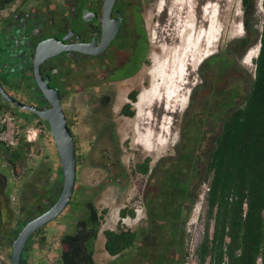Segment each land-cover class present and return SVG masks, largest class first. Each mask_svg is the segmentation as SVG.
Listing matches in <instances>:
<instances>
[{
  "label": "flooded vegetation",
  "instance_id": "obj_1",
  "mask_svg": "<svg viewBox=\"0 0 264 264\" xmlns=\"http://www.w3.org/2000/svg\"><path fill=\"white\" fill-rule=\"evenodd\" d=\"M146 3L147 0H116L111 13L106 16L105 0H0V120L6 113H11L20 126L34 124L43 131H50L49 124L40 119L35 111L20 107L8 99L4 92L24 106L47 110L51 102L42 85L57 91L73 133H93L91 148L101 143L99 138L108 136L110 145L114 147V161L109 163L114 169L110 173L111 179L109 177L107 180L109 184L120 188L126 185L132 174L147 177L142 195L128 200V204L122 208L134 210L136 216L133 218L128 215L120 224L119 212L115 228L109 230H120L125 226L126 230L139 233V240L132 250L141 251L143 258H138L135 264H141L142 261L146 264H185L186 254L183 253L182 244L185 240V225L195 203V179L201 173L198 170L202 160V155L198 153L201 143H184L183 147L175 149L176 155L165 161L164 165L158 162L153 167L150 156L142 158L140 153L134 152L139 159L129 174L122 167L119 155V119L136 116V108L141 101L140 85L146 83L144 81L130 86L147 59ZM110 35L113 36L111 41L104 46ZM52 39H58L72 46V49L62 50L38 64L39 45ZM78 46L86 51H80L78 48L81 47ZM207 61L205 67H208ZM237 64L236 60L223 74H217L225 78L231 70L236 69ZM239 84L232 88L235 97L237 93L238 97L241 96ZM124 90L127 92L122 97L121 91ZM210 95L206 114L200 115L201 124L205 123V117L209 115L221 119L226 114V109L220 105L223 99L221 93L212 90ZM135 97L137 101H134ZM238 97L230 101V108L235 107ZM72 104L75 109L72 106L73 114H70L69 107ZM79 110L83 111L82 115H79ZM131 110L136 111L134 116L129 115ZM75 115L77 118L73 119ZM213 126L218 128L216 120ZM76 148L78 170L83 156L79 153L78 145ZM148 158L149 172H137L138 165ZM30 174L28 171L26 175ZM51 177L43 178L36 174L32 177L34 180H28L31 184L35 180L39 181L40 186L33 184V189L36 195L47 200L46 210L57 201L61 193L58 190L60 186V190L63 187L62 173L59 179L56 177L52 180ZM103 180L99 181L102 185L97 184L92 193L101 192L107 183ZM69 205L80 212L78 221L91 222L94 209L98 217L103 210L108 211L107 208L100 210L86 196L78 179ZM42 210L43 207H38L34 212L37 214ZM132 221H136L134 227ZM105 230L102 229L103 234ZM111 258L110 263L116 259ZM125 258L129 257H121L118 262L125 264Z\"/></svg>",
  "mask_w": 264,
  "mask_h": 264
},
{
  "label": "rangeland",
  "instance_id": "obj_2",
  "mask_svg": "<svg viewBox=\"0 0 264 264\" xmlns=\"http://www.w3.org/2000/svg\"><path fill=\"white\" fill-rule=\"evenodd\" d=\"M262 2L263 0H258L256 12V27L260 30L264 22ZM145 8L144 19L149 44L147 61L149 63H145L142 66L141 71L132 80L130 86L146 82L144 86L140 85L139 90V100L141 95L146 103L143 107L137 105V110L135 109L137 114L133 119H119L121 121L118 132L121 150L119 155H121L122 167L129 174L132 172L131 170L136 160L139 159L138 155H134V152L140 153L142 158L150 156L152 158L151 166L153 167L158 162L164 165L165 161L176 155L175 149L183 147L184 143H201L198 146V153L202 155V160L198 164V170L201 173L198 179H195L197 193L194 206L185 225V240L182 244L183 253L186 254L185 264H198L195 249L202 241L206 222L209 153L214 148L215 139L222 130L220 124L227 116L216 119L209 115L205 117V123L201 124L200 127V115L206 114L207 101L211 97L212 90L226 94V92L234 88L235 84L239 83H241L239 84L241 96L238 97L235 107L244 104L255 76L254 59L256 57L254 56L259 53V45L251 47L243 57H239L237 59L239 64H237L235 72L231 70L225 78L220 77L212 70L202 75L201 67L202 65L205 66L206 61L209 59L208 57L205 60L207 55L211 54L212 56L223 52L236 39L245 35L242 0H147ZM192 16L195 18L194 20ZM196 22L201 31L198 30L195 33L194 26ZM211 25L213 26L211 27ZM197 34L198 36L194 37ZM205 36L207 41L205 40L206 42L204 41V43L208 44L205 47H201ZM191 46L194 47L192 63L195 64L184 67L181 58L185 59ZM171 47L175 48L172 49ZM174 56L178 59V70L175 67L177 65H173ZM168 68L170 69L168 70ZM172 69L174 70L172 71ZM171 71L174 73L172 74ZM177 71L181 72L179 74L181 78L185 74V79L182 81L184 86L181 85L180 92L179 88L175 86V81L166 79L170 74L172 76ZM168 73L170 74L168 75ZM240 78L242 80L239 82ZM164 81L165 83L162 84ZM160 86L163 87V90L159 92ZM156 88L157 90H155ZM126 92L127 90L121 91V96L125 97ZM172 98L173 102H171ZM72 106L73 104L69 107L70 114H73L74 106ZM81 113L83 111L79 110V115H82ZM10 115L12 114L10 113ZM76 118L77 115L73 117V119ZM215 120L218 122V128L213 126ZM48 132L50 133V131ZM73 134L79 147V153L83 156L77 170L78 184L81 181L82 188L86 191V196L90 197L100 210L102 208L108 209V213L105 216L106 219L101 228H115L120 210L125 204H128V200L139 198L142 195L147 177L144 178L132 174L133 176L131 175L126 185L120 188L109 184L107 180L110 177L111 170L114 169L109 164L114 161V147L110 145L108 136L105 135V138H99L101 143L91 148L90 141L94 139L93 133L81 131ZM124 142L128 144H124ZM26 163L25 167L18 165L12 168L0 156V172L8 177L6 192L11 199L9 206L10 208L11 206L16 208V214L19 213V209L22 211L18 214L19 216H17L14 226H21V223L36 217L27 215L28 211L35 209H33V206L24 204V202L29 203L33 200L34 189L31 188L28 191L23 184L29 179H33L32 177L36 174H40L43 178H48L52 175V180L56 179V177L60 178L62 173L61 163L51 134H46L43 139H40L31 147L26 157ZM39 170L43 171L39 172ZM28 171L31 173L30 176L26 175ZM102 180L107 183L101 192L98 194L92 193L93 188L97 184L102 185V183H99ZM35 181L38 182V180ZM34 182L32 184L36 185ZM60 188L58 193L61 191ZM74 200L75 197L73 198ZM70 205L63 214L46 225L44 230L48 242L45 247L38 245V240L36 239L38 237L34 238V244L37 249L31 251V256L29 254L32 264H62L60 258V237L63 234L75 233L77 222L80 219V212L76 210V207L71 209ZM196 206L201 208L200 217L197 222L192 221L191 223L190 220L193 217ZM4 213L5 219L2 220L8 222L9 215L6 211ZM141 216L142 214L140 213L139 217ZM0 218H3V215ZM135 223L136 221H132L133 227ZM102 229L98 232L94 246L96 264H108L112 261L110 255L105 251L106 238ZM11 245L6 246V252L0 253V255H4L5 263L10 262ZM128 254L126 256L129 258H125V264H135L138 258H143L142 252L138 249H134ZM140 263L146 264L144 261Z\"/></svg>",
  "mask_w": 264,
  "mask_h": 264
},
{
  "label": "trees",
  "instance_id": "obj_3",
  "mask_svg": "<svg viewBox=\"0 0 264 264\" xmlns=\"http://www.w3.org/2000/svg\"><path fill=\"white\" fill-rule=\"evenodd\" d=\"M257 4L258 0H242L245 35L236 39L223 52L209 57L208 67H201L202 75L210 70L223 74L251 47L259 45V53L254 59L255 76L244 104L230 108V101L237 98L238 93L236 97L234 89L226 94L221 93L223 99L220 105L226 109L224 116H227L223 119L222 130L215 139L214 148L209 153L206 222L202 241L195 249L198 264H264V22L261 30L256 27ZM262 4L264 8V0ZM148 52L149 44H146V56ZM145 63L149 61L146 59ZM134 101H137V97ZM128 107L131 108V105ZM135 113V110H131L129 115L134 116ZM48 131H43L40 139L50 134ZM32 146L22 137L16 147H7L0 142V156L8 162L9 167H25ZM149 162L150 158L140 163L137 172L147 174ZM7 185L8 177L0 172V217L3 215L0 218V253L6 252V246L12 244L26 224L23 222L21 226H14L21 209L16 214V208H10ZM23 186L28 191L33 188L29 181ZM46 201L45 197L34 194L33 200L24 204L33 206V209L43 207V210L37 214L35 210H30L27 215L34 217L46 211ZM5 211L9 215L8 222L2 220L5 219ZM107 212L103 210L98 217L94 209L91 222L80 220L75 233L60 237L62 264H96L94 246ZM128 215L134 218L136 213L134 210L122 209L119 223L123 224L122 220ZM45 227L38 230L30 240L25 253L27 260L34 249V238L38 237L39 246H46L48 238ZM104 235L105 251L111 257H116L109 264H120L121 257L136 247L139 240V233L126 230L125 226L120 230L106 229Z\"/></svg>",
  "mask_w": 264,
  "mask_h": 264
},
{
  "label": "water",
  "instance_id": "obj_4",
  "mask_svg": "<svg viewBox=\"0 0 264 264\" xmlns=\"http://www.w3.org/2000/svg\"><path fill=\"white\" fill-rule=\"evenodd\" d=\"M116 0H105V15L108 16ZM112 35L105 40L106 46L112 39ZM80 51L86 50L78 46ZM72 49V46L65 45L58 39L48 40L39 45L37 50L36 62L39 64L45 58L59 54L62 50ZM42 88L46 92L51 102V107L47 110H40L33 106H24L14 100L4 92V95L27 110L35 111L40 119L49 124L50 134L56 145L57 153L61 163L63 174V187L57 201L45 212L26 222L20 229L19 234L11 245L10 262L11 264H27L25 253L27 246L33 235L46 226L51 221L57 219L69 205L77 182V148L74 134L68 125V118L63 108L62 101L57 91H52L48 86Z\"/></svg>",
  "mask_w": 264,
  "mask_h": 264
},
{
  "label": "built area",
  "instance_id": "obj_5",
  "mask_svg": "<svg viewBox=\"0 0 264 264\" xmlns=\"http://www.w3.org/2000/svg\"><path fill=\"white\" fill-rule=\"evenodd\" d=\"M0 124V142L8 147H16L20 137H22L25 142L34 145L40 140L41 133L43 132L40 126H20L15 120L14 116L10 115V113H6L2 116ZM200 209L201 208L199 206H196L194 209L193 217L190 220L191 223L192 221L197 222L199 220ZM4 263L5 257L4 255H0V264Z\"/></svg>",
  "mask_w": 264,
  "mask_h": 264
},
{
  "label": "bare ground",
  "instance_id": "obj_6",
  "mask_svg": "<svg viewBox=\"0 0 264 264\" xmlns=\"http://www.w3.org/2000/svg\"><path fill=\"white\" fill-rule=\"evenodd\" d=\"M214 5H215V4H214ZM205 12H206V11H205ZM189 13H190V12H189ZM193 14H195V13H193ZM208 15H209V13H208ZM194 17H196V16H194ZM192 18H193V16H192ZM194 19H195V18H193V20H194ZM210 19H211V18H210ZM191 20H192V19H191ZM196 20H197V19H196ZM218 21H219V19H218ZM182 22H183V21H182ZM216 23H217V22H216ZM218 24H219V23H218ZM192 25H193V24H192ZM209 25H210V24H209ZM190 26H191V24H190ZM212 26H213V25H211V27H212ZM211 27H210V28H211ZM192 28H193V27H192ZM207 28H208V27H207ZM216 28H217V27H216ZM198 30H200V29H199V26H198V24H197V22H196V24H195V26H194V31H195V33H196ZM200 31H201V30H200ZM204 31H205V30H204ZM191 32H192V31H191ZM206 32H208V31H206ZM206 32H205V33H206ZM195 33H194V34H195ZM196 36H198V34L195 35L194 37H196ZM200 36H201V34H200ZM208 37H209V36H208ZM220 38H221V37H220ZM197 39H198V38H197ZM205 40L207 41L206 36L204 37L203 42L201 43V47H205V46L208 44V43H207V44L204 43ZM208 40H209V39H208ZM194 41H195V40H194ZM206 41H205V42H206ZM181 42H182V41H181ZM184 42H185V41H184ZM192 44H193V43H192ZM185 45H186V44H185ZM210 45H211V44H210ZM164 46H165V45H164ZM201 47H200V48H201ZM164 48H165V47H164ZM171 48L174 49L175 47H174V48L171 47ZM187 48H188V47H187ZM184 49H185V48H184ZM184 49H183V51H184ZM189 49H190V50L188 51V54L185 56V59H184V58H183V59L181 58L182 65H184V67H185V66H188V65H190V64H193V63H192V58H193L192 56H193V53H194V50H193L194 47L191 46V48H189ZM183 51H182V52H183ZM186 51H187V50H186ZM203 51H204V50H203ZM200 52H201V51H200ZM196 53H197V52H196ZM210 56H211V54H210L209 56L207 55V56L205 57V60H206L208 57H210ZM254 57H257V55H255ZM160 58H161V57H160ZM182 60H183V61H182ZM161 62H162V61H161ZM181 62H180V63H181ZM194 64H195V63H194ZM194 64H193V65H194ZM173 65H174V66L177 65V66H175L176 68L179 67V66H178V59H177V57H175V56H174V62H173ZM173 65H172V66H173ZM169 69H170V68H168V70H169ZM178 69H179V68H177L176 70H178ZM173 70H174V69H172V71H173ZM176 70H175V71H176ZM172 71H171V73H172ZM184 71H185V70H184ZM173 73H174V72H173ZM173 73H172V74H173ZM180 73H181L180 71H177V72H176L174 75H172V76H170L171 74L168 73V75H169V74H170V75L166 78L168 81H170V80L175 81L176 84H175V83H174V84H175L176 88H179V92H180V87H181V85L184 86V84H182V81L185 79V77H184L185 74H183L184 76H183V78H181V77L179 76ZM183 73H184V72H183ZM161 75H162V74H161ZM162 77H163V76H162ZM162 77H161V78H162ZM164 80H165V79H164ZM164 83H165V81H164L162 84H164ZM179 84H180V85H179ZM168 85H169V84H168ZM162 86H163V85H162ZM162 86L159 87V92L163 90V87H162ZM167 87H168V86H167ZM157 88H158V87H157ZM157 88H156L155 90H157ZM174 90H175V89H174ZM172 91H173V90H172ZM176 91H177V90H176ZM165 92H166V91H165ZM181 92H182V91H181ZM173 93H174V92H173ZM177 93H178V92H177ZM161 94H162V93H161ZM165 94H167V93H165ZM174 94H175V93H174ZM177 96H178V95H177ZM168 97H169V96H168ZM174 97H175V96H174ZM158 98H160V97L158 96ZM170 98H171V97H170ZM170 98H169V99H170ZM157 100H158V99H157ZM162 100H163V99H162ZM174 100H175V99H174ZM180 101H181V100H180ZM171 102H173V98H172ZM174 102H175V101H174ZM145 103H146V101H145V100L142 98V96H141V101H140V104H139L138 106H142V107H143ZM179 107H180V106H179ZM138 116H139V115H138ZM132 119H133V118H132ZM142 130H143V129H142ZM154 145H155V144H154ZM7 147H8V146H7ZM160 147H161V146H160Z\"/></svg>",
  "mask_w": 264,
  "mask_h": 264
},
{
  "label": "crops",
  "instance_id": "obj_7",
  "mask_svg": "<svg viewBox=\"0 0 264 264\" xmlns=\"http://www.w3.org/2000/svg\"><path fill=\"white\" fill-rule=\"evenodd\" d=\"M5 249L7 251V247ZM34 249H37V246L34 245ZM30 256H31V253H30ZM30 256H29V259L27 260V264H32L30 261V258H31Z\"/></svg>",
  "mask_w": 264,
  "mask_h": 264
}]
</instances>
